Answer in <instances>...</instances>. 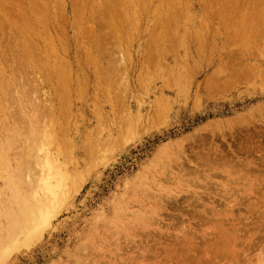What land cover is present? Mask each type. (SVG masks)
Returning <instances> with one entry per match:
<instances>
[{"label": "rangeland", "instance_id": "374dc122", "mask_svg": "<svg viewBox=\"0 0 264 264\" xmlns=\"http://www.w3.org/2000/svg\"><path fill=\"white\" fill-rule=\"evenodd\" d=\"M115 2L0 0L4 174L29 182L47 149L76 183L11 264H256L264 0Z\"/></svg>", "mask_w": 264, "mask_h": 264}, {"label": "bare ground", "instance_id": "6f19581e", "mask_svg": "<svg viewBox=\"0 0 264 264\" xmlns=\"http://www.w3.org/2000/svg\"><path fill=\"white\" fill-rule=\"evenodd\" d=\"M47 1L48 0H39V6L42 11L46 10ZM115 4L120 8V16L127 18V12L124 10L126 4L125 0H116ZM113 20L114 19L112 18V23ZM45 59L47 60V68L50 71L51 78L60 86V89L58 90L60 107L56 112L57 117L60 118L61 115L66 114L64 112L69 108H67L68 101L65 97L67 94L64 95V86L66 85L65 72L60 68L59 62L54 56L47 54ZM50 59L53 60V62H50ZM50 134L53 136L52 133ZM50 134L48 137H51ZM44 135L47 137L46 134ZM42 141L40 144L38 142L39 146L37 145L36 150H43L44 152L45 141L44 143ZM253 148H255V146ZM3 149L4 147L0 145V178H2L4 182L3 186H1L2 188L0 187V264H11L16 252L20 251L22 248H29L33 243L38 241L43 232L50 227L52 219L57 215L59 209L67 203L72 192L75 190L76 183L73 176L74 172L73 174L69 173L67 169L51 155V152L49 153L47 151V149H45L44 154L42 153L43 157L39 156L40 158H38V160L35 158V161H37L33 164L38 167V172H36L38 174L35 176L34 173L33 175L35 177L32 180L28 178L29 182L24 181L26 178H24V180L22 179L21 174L23 173L18 172V170L12 175L4 174L7 158ZM253 150L254 149H251L250 151ZM77 173L76 175L80 178L81 175L79 176ZM184 175L185 174H183V176ZM25 177H27V175ZM30 178L32 177L30 176ZM183 185L186 187V184ZM173 194L175 193L173 192ZM166 195L168 196V194ZM197 198L199 199V197ZM236 230L238 231V229ZM260 254L261 253L257 255L258 261H256V264H264V254L262 253L263 257L258 258Z\"/></svg>", "mask_w": 264, "mask_h": 264}]
</instances>
